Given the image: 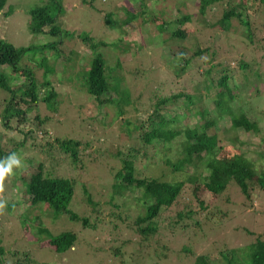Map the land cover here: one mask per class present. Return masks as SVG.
I'll use <instances>...</instances> for the list:
<instances>
[{
    "label": "rangeland",
    "instance_id": "obj_1",
    "mask_svg": "<svg viewBox=\"0 0 264 264\" xmlns=\"http://www.w3.org/2000/svg\"><path fill=\"white\" fill-rule=\"evenodd\" d=\"M59 3L56 9V3L51 0H6L0 11V39L16 47L33 46L21 57L19 64L32 69L38 83L41 80L49 83L37 89L40 97L47 89L56 93L55 101H39L33 108L32 111L45 120L39 125L29 126L31 135L25 137L24 143L14 152L21 161V167L13 168L12 174L4 180L3 191H0V200L5 205L0 209V264H192L193 257L199 254L208 255L209 264H221L220 250L232 248L237 249L236 258L245 261L250 251L249 245L256 238L264 241L262 193L252 192L250 198L245 199L237 188H232L228 202L219 198L207 210L196 215L188 226L169 231L160 229L158 235L149 239H142L125 225L135 214L143 211L135 200L138 193L132 187L125 190L129 194L125 198L129 207L127 214L131 217L129 221L125 222L126 218L123 220V217L120 220L117 217L108 218L109 209L114 207L107 200L110 195L114 194L115 198L119 193L117 187L112 188L117 181L114 174L123 166L116 158L117 148L125 152L130 144L141 145L137 136L139 132L130 130V137H127L126 125L121 118L126 117L132 125H140L151 112L150 104L154 96L164 97L180 91L193 94L189 85L194 82L201 84L202 79L208 77L202 71L207 65L202 60L208 59V54L193 59L184 72L176 66L173 57L168 59L170 46H174L179 39L169 40L168 31L156 32L155 22L163 19L169 25L168 30H172L177 26L172 23L175 19H180L182 14H190L189 22L181 23L187 33L180 44L177 43L180 49L174 52L175 56H184L194 45H209L210 50L215 51L213 61H221L233 70L234 80L239 86L253 66L238 69L237 60L257 59L259 52L256 43L247 42L244 27L235 19L230 20L226 32L219 31V34L215 28H203L198 17L200 11L205 13L204 17L209 22H213L219 17L223 2L206 8L200 6L199 0H59ZM39 5H47L50 13L55 15L54 24L68 32V35L58 34L51 38L60 42L55 49L37 47L45 43L48 36L28 32V11ZM144 7L148 9L147 23H143L140 17L117 28H109L102 23V12L111 11L110 20L118 23L125 19V10L137 16ZM253 10L254 5L249 7L247 14L255 39L264 36V30L258 24L264 21V17L260 11L253 13ZM168 25L165 24V27ZM165 27L161 25L162 30ZM84 33L94 41L115 43L117 49L108 56L111 46L96 48L102 57L107 55L106 66H113L107 70L110 72L107 80L112 102L98 107L99 99L85 92L86 61L93 53L77 38ZM197 65L200 67L196 69ZM174 67L177 72H174ZM0 71L5 74L11 89L25 82L20 73L17 79L13 73L10 75L11 71L5 66H1ZM9 94L0 86L2 143L9 138L16 141L22 138L14 122L10 129L2 125L1 111ZM126 94L129 104L119 117L122 107H117V99ZM106 96L102 94L99 98L103 100ZM241 96L246 99L245 105L251 107L252 117L257 120L260 131L254 134L245 133L240 128L231 130L228 117L224 116L212 128L218 139L217 146H220L215 155L224 158L229 153L241 154L249 161L250 167L259 172L264 170V74L260 80L244 86ZM18 105L28 111L24 104L18 102ZM229 105L234 110L241 109L237 100ZM204 110L207 113L205 111L204 114ZM197 111L205 120L215 115L212 101L205 99L200 102L195 95L193 104L180 98L167 104L162 114L164 118H177V122L171 124V129L179 133L169 142L153 141L146 145L143 147L145 157L134 160L132 168L125 165L122 171L123 174L132 171L135 175L166 181H185V192L180 199L190 202V207L194 209L197 207L192 195L200 196L202 189L192 177L200 172L204 174L205 166L198 158L190 163L183 161L181 151L185 138L181 131L184 127L191 128L201 122L195 115ZM153 120L157 122V119ZM235 137L237 141L234 142ZM53 138L79 140L82 143L80 160L77 163L70 161L68 156L57 153L55 147L51 157L38 149L39 144L52 142ZM166 160H169V164L165 163ZM36 162H42L44 169L53 176L75 181L68 207L79 217L88 218L90 226H82L79 220H71L64 214L55 216L44 205L31 206L24 181L27 175L35 171ZM85 193L90 200L101 205L106 214L98 207L91 210L90 205L86 204ZM113 202L117 203V199ZM183 207L180 202L176 209L184 210ZM209 212L214 213L204 216ZM173 213L174 209L164 213L159 220H163L165 225ZM197 220L199 223H193ZM61 231L76 234L77 240L72 247L57 252L44 244L50 235Z\"/></svg>",
    "mask_w": 264,
    "mask_h": 264
},
{
    "label": "trees",
    "instance_id": "obj_2",
    "mask_svg": "<svg viewBox=\"0 0 264 264\" xmlns=\"http://www.w3.org/2000/svg\"><path fill=\"white\" fill-rule=\"evenodd\" d=\"M254 1V10L252 12L256 13L260 11L262 13L261 16L264 17V0H199V4L202 8H206V6L210 5L213 6L220 2L224 3V7L220 9L219 17L213 22H209L208 18L204 17L205 13L200 11V16L198 17L202 21L203 28H215L217 34H219V31L226 32L230 20L235 19L244 27L245 39L247 42L252 44L256 43L255 46L259 52V57L257 59L251 58L249 61H244L242 59L237 60L238 69L244 70L247 68L249 69L251 65L253 66V68L249 70L251 71V73L248 74L249 77L248 75V78L244 76V81L241 82L242 85L240 86L236 85L233 70H230V68L221 61H213L215 51L210 50L211 46L209 45H194L184 56L181 54L180 56H175L174 52L180 49L177 43L183 40L187 33V30L181 27V23L185 24L189 22L190 14H182L180 19H175L172 23L175 25L177 24V26L172 30H168L169 25L163 19H161L160 22H155V28H157L156 32L163 33L168 31L170 33L168 36L169 40L179 39V42H174V46H170L171 55L168 56V59L173 57L176 66L179 67L180 71L184 72L193 59L200 57L202 54H208L209 58L202 60L207 64L202 71L208 75V77L202 79L204 81L201 82V84L194 82V84L189 85V89L193 94L180 91L168 94L164 97L154 96L150 104L151 112L140 125H132L128 122L129 120L126 117L121 118L122 122H124L123 124L126 125L127 137H130V130L139 132L137 136L140 139L141 145L130 144L125 152L118 149L119 147L117 148L116 158L123 166L121 169L118 168L114 174V180L117 181L113 183L112 188L117 187L119 193H117L115 198H113L114 194L110 195L108 198L107 202H109L114 209H109L111 212H108L109 216L107 217L111 219L117 217V220L123 217V220L126 218L124 220L125 222L131 219V217L128 216L129 214H127L129 211L128 203L125 202L126 195L129 194H127L125 190L129 186L132 187L135 193H138L135 200L139 202L138 204L143 208V211L135 214L131 221L129 223L126 222L125 225L132 229L138 236L140 235L142 239L154 238L158 235L160 229H167L169 231L172 228L174 230L177 227L183 228L188 226L190 221L196 219V215L198 216V214L207 210L214 201L221 198V200L228 202L230 199V190L232 188H237L245 199H249L252 192L264 194V170L259 172L253 170L250 167L249 161L241 154L235 155L229 153L227 157H217L215 154L216 151L220 149V146H217L218 139L212 130L213 126L225 116L228 117L229 128L231 130L240 128L245 133L251 132L254 134H258L260 131L257 120L252 117L251 107L245 105L246 99H243L241 96V91L244 86L252 84V81H257V79L260 80V76L264 74V36L260 35V37L254 39L253 26L247 14L249 7H253L252 2ZM51 2L56 3V9L59 8V0H51ZM5 3L6 0H0V11L5 6ZM147 10L148 9L144 7L137 13V16H135L136 13L125 10V19L118 23L110 20L111 11L102 12V23L109 28L123 27L125 24L133 22V19H136L135 17H140L143 23H147L148 21L145 20V18L148 17ZM243 13L245 16H243ZM28 15V32L32 35L42 34L48 36L46 42L37 47L55 49L60 42L57 39L52 41L51 38L58 34L68 35L66 30L54 24L55 15L50 13L47 5H39L29 9ZM165 24L168 26L165 27ZM258 24H260L259 26L263 31L264 21ZM161 25L165 27L163 30ZM214 33L215 32H213V34ZM212 37L214 36H211V38ZM77 38L82 43L86 44L93 53L86 61L87 70L84 80L85 92L92 96V98L99 99L96 107L102 104L104 105L105 103H111L112 98L111 93L108 92L107 80L110 76V72L107 70H110L113 66H106L105 58L107 55L102 57L100 53L96 52V48L111 46V49L108 51V56H110V54L115 51L114 49H116L115 43H106L102 40L94 41L91 36L85 33L79 34ZM32 47H16L5 39H0V67L5 66L9 69L11 71L10 75L13 73L16 79L18 78V73L25 79L24 83H20L21 86L11 89L5 74L0 71V86L10 93L8 101L4 104L1 111L3 114L2 125L10 129L11 124L14 122L15 127L18 128L16 131L22 135V138L17 141L13 140V138H9L5 143L0 142V160H4L7 156L17 151L21 144L24 143L25 137L31 135L32 130L29 126H32V124L39 125L45 120V118H40L38 113L32 111L33 108L37 106V103L39 101L47 103L55 101L56 99V93L51 89H47L44 95L40 97L37 89H41L46 85L48 86L49 83L46 80H41V82L38 83V79L34 76L33 70L19 64L21 57ZM119 53H121V49ZM175 57H177V59ZM198 67H200V65L195 66L196 69ZM174 72H177L175 67ZM12 82H14V80ZM260 82L263 81L261 80ZM102 94H107V96L103 100H100L101 98H99V96ZM127 94L125 97L123 96L117 99V107H119V109L122 107V112L118 115L119 117L125 112V107L129 104ZM194 95L198 96L200 102L205 99H210L215 110V115L208 120L203 119L201 112L197 111L195 115L201 122L191 128L184 127L181 131V134L184 135L185 138L181 151L183 161L185 163H190L193 162L194 158H198L205 166L204 174L200 172L192 177L193 181L199 183L201 186L200 189H202L200 196L196 194L192 195L197 209L191 208L190 202H183L180 199L181 195L185 192V181L183 180L166 181L157 177L135 175L132 171L124 174L122 173L125 165L132 168L131 165H134V160H141L145 157L143 147L149 145L153 141L169 142L176 137L179 132L171 129V124L177 122V118H174V116L164 118L162 110L167 104L179 98L193 104ZM15 99H17V101H15ZM233 100L239 102L241 109L234 110L229 105ZM18 102L24 104V107H26L28 111L22 110ZM205 111L206 110H204V114ZM153 119H157V122H154ZM145 121H147L146 125L143 124ZM123 124L121 123L122 126ZM129 124L131 125L130 128H128ZM41 132L46 134L45 131ZM191 132H193V134H190ZM232 141H237V138L235 137ZM81 144L79 140L74 138H53L52 142H45V144L42 145L39 144L38 149L46 152L47 157H51V151H54L53 149L55 147L57 153L66 155L70 158V161L77 163L80 160L82 151ZM168 162L169 160L165 161L166 164H169ZM24 183L26 192L29 194V203L31 206L44 205L55 216L64 214L71 220H79L82 226H90L88 218L79 217L68 207L69 201L73 195L75 183L73 179L53 176L49 170L44 169L42 162H36L35 171L27 175ZM131 198L134 199L133 197ZM85 199L86 204L90 205L91 210L98 207L100 211L104 213V209L101 208L102 206L90 200L86 193ZM114 199H117V203L113 202ZM180 202L183 204L184 210L176 209ZM172 209H174V213L170 216L168 221H166V224L163 225V220H159V217L164 213L166 214V212H170ZM214 212H209V214L204 213V216H210ZM104 214H106V212ZM198 220L193 223H199ZM76 240L77 236L73 231H61L55 235H50L44 244L51 247L54 251L63 252L72 247ZM249 246H251L250 251L245 261H240L236 258L237 249L235 248L220 250L222 263L242 264L247 262L248 264H264V241L256 238ZM209 258L208 255H196L193 257L192 264H209Z\"/></svg>",
    "mask_w": 264,
    "mask_h": 264
},
{
    "label": "clouds",
    "instance_id": "obj_3",
    "mask_svg": "<svg viewBox=\"0 0 264 264\" xmlns=\"http://www.w3.org/2000/svg\"><path fill=\"white\" fill-rule=\"evenodd\" d=\"M14 167H21V161L15 153L0 160V191H3L4 180L12 174ZM4 206V202L0 200V209H3Z\"/></svg>",
    "mask_w": 264,
    "mask_h": 264
}]
</instances>
